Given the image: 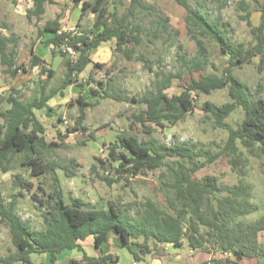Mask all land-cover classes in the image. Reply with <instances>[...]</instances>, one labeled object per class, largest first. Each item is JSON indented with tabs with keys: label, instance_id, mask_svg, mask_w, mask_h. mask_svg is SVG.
I'll use <instances>...</instances> for the list:
<instances>
[{
	"label": "rangeland",
	"instance_id": "rangeland-1",
	"mask_svg": "<svg viewBox=\"0 0 264 264\" xmlns=\"http://www.w3.org/2000/svg\"><path fill=\"white\" fill-rule=\"evenodd\" d=\"M90 1L94 2V0ZM139 1L147 5L150 10L136 6L134 16L129 18L134 25L143 27L140 45H129V49L133 51L132 58L128 59L122 51L117 50L115 40L104 43L94 52L93 58L95 62L106 65L103 69L90 65L77 77L78 83L84 85L83 88L72 85L64 91L65 96H55L44 109L35 110L36 116L46 128V140L61 144L60 148L53 151H42L43 160L46 163L56 164L57 169L51 174L36 177L30 167L22 165L25 154L15 156L7 173L0 168V194L3 202L9 207L13 195L21 191L23 194L18 196L16 213L37 231L45 229L43 218L46 210L33 199V193L43 198L51 189L54 174L60 179L67 202L78 197L89 207L97 209H108L111 203L119 204L127 210V216L132 218H137L148 202L159 209L177 212L180 205L175 199L172 185L180 164L175 159H170L166 165L156 171L132 177L128 182L124 180L112 185L105 182L104 177L115 178L116 173L113 166L104 167L99 159H108L109 146L121 135L135 137L140 142L154 138L167 146L177 143L194 144V160L199 167L193 174L194 180L203 182L207 176H215L225 187H234L239 183V178L232 168V157L221 154L229 137V129L218 127L213 116L204 110L207 102L216 106L231 102L228 86L207 94L202 92L194 94V111L188 113L174 126L168 122H165L164 127L147 123L146 127L151 129L149 133L144 126L134 120V115L148 108L139 101L155 93L168 75L172 76V84L165 93L172 97L181 95L191 80H200L203 76L223 77L229 67L228 57L223 55L218 45L208 38H202L208 52L205 56L201 55L196 40L187 30V12L174 0ZM241 1L190 0V4L211 17L221 14L227 24L229 38L235 44L244 43L249 46L255 44V41L250 27L242 18L246 12L239 5ZM243 1L250 6V20L253 26H258L264 0ZM222 5L224 7L220 8ZM106 7L110 15H118V18L126 15L133 8L131 0H107ZM32 9H34V0H0V21L9 25L10 29L3 30L5 35L14 34L18 37L17 65L28 66L33 49L47 62L49 68L55 70L54 77L48 79V91H50L61 85L67 70L64 60L60 56H53L51 49L43 46V41L50 37V34L41 36L40 31L48 21L55 19L59 20L66 32L91 31L97 16L91 11L83 15L80 5L74 4L72 0H54V4L46 3L45 14L40 19L29 16L28 11ZM160 17L169 19L166 28H163ZM258 63L259 58L255 57L248 64L235 68L233 74L240 81L248 84L258 97H264V71L259 72ZM5 69L0 63V98L4 99L1 110L10 106L7 99L11 95L23 101H30L41 95V87L47 81V77L41 74L40 68H30L27 74L20 72L15 78L5 74ZM101 81L109 83L110 95L118 96L123 100L101 94L97 86ZM259 88L260 92H258ZM92 90L99 91L101 95H93ZM80 96H83L86 103L91 104L86 108L83 123L87 130L84 133H68L67 129L74 128L80 116L77 103ZM244 119V110L237 107L225 122L228 127L237 128ZM102 148L107 149L105 154L100 153ZM236 154H240L241 158L238 160L240 162L238 169H241L243 179L250 187L249 207L253 211L240 220L251 223L264 216V155L258 149L249 151L241 143L237 144ZM184 164L186 167H193L192 164ZM20 179L31 181L34 185L33 191L24 190ZM191 217L196 218L193 212L189 211L182 220L186 228ZM208 231L207 226H200V233L205 237L204 249L201 252L193 250V254H201V257L203 255L207 259V264H215V259L225 261L228 258L232 260L238 257L235 254H222L214 243L208 242ZM115 236L116 233L112 232L111 238ZM92 241V237H89L81 242L85 251L90 254L92 253L89 246ZM139 242H143V239ZM184 242L188 250H184L180 259L189 260L191 253L187 255L186 252L191 248L187 240ZM149 243L153 248L150 251L152 253L146 258V260L151 259L149 264H180L181 261L177 260L178 263L172 261L165 263L163 256H170L166 254L169 250L159 248L153 240ZM258 243L264 248V230L259 234ZM159 245L162 247L161 244ZM109 246L113 248V253L119 252L120 264H125L128 252L114 249L115 245L112 241ZM135 249L138 251L137 247ZM15 251L9 227L0 221V257H6ZM72 256L80 258L81 253L73 250ZM48 257V255H32V260L43 263L48 262ZM145 257L141 254L142 259ZM155 259H159L160 262ZM61 261L62 258L61 260L59 258L58 262ZM144 261L139 264H145ZM244 263L245 260H238V264Z\"/></svg>",
	"mask_w": 264,
	"mask_h": 264
},
{
	"label": "trees",
	"instance_id": "trees-1",
	"mask_svg": "<svg viewBox=\"0 0 264 264\" xmlns=\"http://www.w3.org/2000/svg\"><path fill=\"white\" fill-rule=\"evenodd\" d=\"M187 12L186 24L191 37L196 40L198 50L205 56L208 52L202 38H208L218 45L223 55L229 59V67L223 77H201L200 80H191L181 95L169 97L165 91L172 84V76L168 75L155 93L143 97L139 102L147 105V109L134 115V120L146 127L147 123L164 127L165 122L176 125L188 113L195 109L194 94L198 92L210 93L228 86L231 102L216 106L210 102L204 105V110L211 114L220 128L229 129V137L221 154L232 157L233 171L239 178L234 187L221 185L215 176H207L203 182L193 179V174L199 169L195 163V145L191 143H177L167 146L152 138L149 141H139L135 137L121 135L116 142L109 146L108 159H99L101 164L113 166L116 176L104 177L107 184L129 181L130 178L145 175L166 165L170 159L180 164L179 171L175 172L173 189L175 199L179 203L176 213L159 209L153 203L144 205L143 212L137 218L127 216V210L119 204H109L108 209L89 207L81 198H72L67 202L60 179L52 176L51 189L43 198L33 193V199L45 208V229L37 231L17 215L18 196L14 194L9 207L3 202L0 194V221L6 223L10 230L11 241L16 251L6 257H0V264H57L59 254L66 250H77L80 258H73L67 264H114L117 259L113 255L101 254V246L115 232L122 241V246L128 249L135 260L141 261V254L147 255L152 250L150 241L156 244H173L181 247L187 240L192 250L201 252L204 249L205 237L200 233V226H207L209 231L208 242L214 243L222 254H235L237 259L264 257V248L259 245L258 238L264 230V216L258 220L246 223L240 220L253 211L249 207L250 187L243 179L239 168L240 154L237 153V144L241 143L249 151L258 149L264 155V97H258L252 88L240 81L233 70L244 66L255 57L259 58V72L264 71V6L261 10V21L253 26L250 20V6L245 1L239 5L246 12L243 18L251 29L255 44H235L228 35L227 24L221 14L211 17L199 8H193L190 0H174ZM80 5L83 15L91 11L97 18L91 31L66 32L58 19L48 21L40 31L41 36L48 33L50 37L43 41V46L51 49L53 56H60L66 68L65 78L61 85L48 91V79L54 77L55 70L48 67L47 62L32 49L28 66L17 65L16 49L18 37L7 36L3 30L10 29L7 23L0 21V63L6 68L4 73L15 78L20 72L27 74L29 69L40 68L41 74L47 81L41 87V95L30 101H23L11 95L7 99L10 105L4 110L1 107L4 99L0 98V168L4 173L18 154H25L22 165L30 167L36 177L51 174L57 169L54 163L43 160V150H55L61 147L60 143L46 140V128L35 114L41 111L55 96H65V90L72 85L83 88L77 77L84 73L90 65L103 69L106 65L94 62L92 54L104 43L116 41L118 51H122L128 59L132 58L133 51L129 45L138 46L141 43L143 27L134 25L129 20L134 16L136 6L150 10L139 0H131L133 7L126 15H110L106 4L107 0H72ZM54 4V0H34V9L28 11L29 16L38 19L45 14V4ZM222 5L220 8H223ZM163 28H166L169 19L161 18ZM188 63L187 61L185 62ZM199 69V68H198ZM98 90L106 97L121 99L108 93L109 83L99 82ZM100 96L99 91H91ZM103 92V93H102ZM260 92V88L258 90ZM197 95V94H196ZM123 100V99H121ZM80 116L74 128H68V133L86 132L84 126L86 103L83 96L77 99ZM241 107L245 112V119L237 128L228 127L225 120ZM61 121V118H59ZM93 138V135H91ZM175 163V162H173ZM184 163L192 164L186 167ZM68 170V167H66ZM24 190L32 192L34 185L31 181L21 180ZM204 210V212L202 211ZM192 211L189 226L182 222L184 217ZM93 238V244L98 256H90L81 244L87 238ZM143 239V242H139ZM138 248V251L134 250ZM32 255H48V262L36 263ZM215 264H236L231 259L225 261L215 259Z\"/></svg>",
	"mask_w": 264,
	"mask_h": 264
},
{
	"label": "crops",
	"instance_id": "crops-1",
	"mask_svg": "<svg viewBox=\"0 0 264 264\" xmlns=\"http://www.w3.org/2000/svg\"><path fill=\"white\" fill-rule=\"evenodd\" d=\"M93 58H94V53L92 54V59ZM93 61H94V59H93ZM111 241H112V244L115 245L114 249L118 248L119 250L122 249V251L126 250L128 252V257L126 258L125 264H139V262H142V260H145L144 261L145 264H149L150 263V261H151L150 258L146 260V258L148 257V254L144 255V257L145 256L146 257L143 258V259L141 258L142 259L141 261H137V260H135L133 254L128 249L123 248L122 241L120 240V238L118 236H115L113 238H111V236H110V238L101 246V254H103V255H108V254L113 255V257H115L117 259L116 260L117 262L114 263V264H120V257H119V252L113 253V251H114L113 248L111 246H109V244H111ZM161 246L162 247H160V245L158 244L159 248H164L165 250H169V252L166 253V254L170 255V256H166V257L163 256V259H164L165 263L166 262H171V261L176 263L177 261H181L180 264H207V261H206L207 259H205L203 257V255L201 257V254H198V253H194L193 254V250H191V249L186 252L187 255H189L191 253V255H190L191 258H189V260L188 259H184V258L180 259L182 254L185 252L184 250L187 249L185 242L183 243V245L181 247H176L173 244H167V243L161 244ZM105 247H106V249H105ZM135 248L136 247H134V250L137 251ZM151 249H153V248H151ZM89 250L91 251L92 254H90L88 252H87V254L90 255V256H98L100 254L99 251H97L95 249L93 241H92V244H90V246H89ZM70 252H72V253H70ZM150 253H152V252H150ZM72 254H73V251L66 250L63 253L59 254V258H60V260L62 258L61 262H65L66 261L65 264H67L70 261V259L77 258L76 256L73 257ZM263 259H264V257H261V258H243V259L234 258V259H232V261L235 262L236 264H238V260H245L244 264H264V260ZM155 260H159V259H155ZM61 262H57V264H60ZM157 262H160V260L157 261ZM161 264H163V263H161Z\"/></svg>",
	"mask_w": 264,
	"mask_h": 264
},
{
	"label": "built area",
	"instance_id": "built-area-1",
	"mask_svg": "<svg viewBox=\"0 0 264 264\" xmlns=\"http://www.w3.org/2000/svg\"><path fill=\"white\" fill-rule=\"evenodd\" d=\"M105 152H107V149L105 150V148H102L101 150H100V153L101 154H105ZM228 255V254H227Z\"/></svg>",
	"mask_w": 264,
	"mask_h": 264
}]
</instances>
